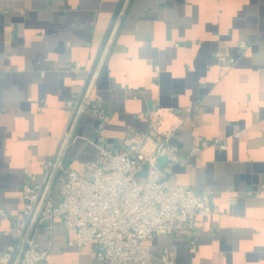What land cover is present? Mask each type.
<instances>
[{
    "label": "crops",
    "instance_id": "0c3cea01",
    "mask_svg": "<svg viewBox=\"0 0 264 264\" xmlns=\"http://www.w3.org/2000/svg\"><path fill=\"white\" fill-rule=\"evenodd\" d=\"M124 1L0 0V204L9 213L0 214V256L18 242L11 218L22 213L25 185L61 154ZM97 100L110 115V149L124 147L129 128L147 130L157 110L164 127L181 124L172 140L184 153L195 137L228 143L169 176L211 193L219 209L201 217L197 243L188 233L157 236L152 250L174 246L175 264H264V0H129L60 169L84 173L97 158L99 120L88 110ZM253 188L262 191L245 193ZM58 189L57 175L50 191ZM39 229L50 261L105 264L94 243L69 244L61 220Z\"/></svg>",
    "mask_w": 264,
    "mask_h": 264
},
{
    "label": "built area",
    "instance_id": "2783aa9c",
    "mask_svg": "<svg viewBox=\"0 0 264 264\" xmlns=\"http://www.w3.org/2000/svg\"><path fill=\"white\" fill-rule=\"evenodd\" d=\"M246 48L247 43L242 42ZM220 60L232 63L229 53L217 52ZM74 72L81 70L79 62L70 65ZM73 100L68 106L75 108ZM88 110L98 117L97 146L99 154L85 165L84 173L61 168L58 174V193L46 196L32 234L27 238L19 264H68L48 259V249L38 241L40 227H51L59 219L72 232L69 244L84 246L94 243L96 256L105 264H175L177 249L163 246L154 251L149 242L157 236H180L188 233L192 243L198 240L201 217L218 212L209 192L198 193L185 185H175L169 176L174 165L184 164L189 157H199L211 146L225 149L228 143L221 136L195 137L189 151L184 153L172 137L181 124L164 127V116L155 111L147 130L129 128L124 147L106 146L110 115L100 101H92ZM165 157L162 164L158 159ZM54 160L45 163V178L30 181L23 189V208L12 217V229L18 242L10 245L0 256V264H12L26 236L30 220L40 201L46 179ZM146 164L147 173H142ZM261 188L245 191L247 195L260 193ZM229 201L237 203L238 195L232 188ZM0 214L9 213L0 204Z\"/></svg>",
    "mask_w": 264,
    "mask_h": 264
},
{
    "label": "water",
    "instance_id": "95a60500",
    "mask_svg": "<svg viewBox=\"0 0 264 264\" xmlns=\"http://www.w3.org/2000/svg\"><path fill=\"white\" fill-rule=\"evenodd\" d=\"M128 2H129V0H125L124 1L123 5H122V8H121V10H120V12L118 14V17H117V19H116V21L114 23V26H113V29H112V31L110 33L108 41H107V43H106V45H105V47L103 49V52H102V54L100 56V59L98 61L97 66H96V69H95V71L93 73V77L91 79V82H90V84H89V86L87 88V91H86L84 97L81 100V103H80L79 108L77 110L76 117L74 118V120L72 122V125L70 127V130H69V132H68V134L66 136V139L64 141V145L62 147L61 154L59 155V157L55 161L54 166H53L52 170L50 171V174H49L48 179L46 181L45 187H44L43 192L41 194L40 201H39V203L37 205L36 210L34 211V214H33L32 218H31L29 226L27 228L26 236H25L24 240L22 241V243H21V245L19 247V250H18V252H17L12 264H19V262L21 260L23 251H24V249L26 247L27 238L32 234V231H33V229H34V227L36 225L38 216L40 214L43 202H44L46 196L48 195V193L50 192V189H51L54 181L56 180V177L58 175V172H59V169H60V165H61V162H62L63 153L66 151V149H67V147H68V145H69V143H70V141L72 139V136H73L74 131H75L76 124L78 123V120H79V118H80V116L82 114V111H83V109H84V107L86 105V102H87V100H88V98L90 96V93H91V90L93 88L94 82H95V80H96V78H97V76H98V74L100 72V69H101V67L103 65V62H104L105 58H106V55H107L108 50L110 48V45H111V43H112V41H113V39L115 37L116 31H117V29H118V27L120 25V22L122 20V17L124 15V12H125V9L127 7Z\"/></svg>",
    "mask_w": 264,
    "mask_h": 264
},
{
    "label": "trees",
    "instance_id": "16d2710c",
    "mask_svg": "<svg viewBox=\"0 0 264 264\" xmlns=\"http://www.w3.org/2000/svg\"><path fill=\"white\" fill-rule=\"evenodd\" d=\"M59 174V173H58Z\"/></svg>",
    "mask_w": 264,
    "mask_h": 264
}]
</instances>
